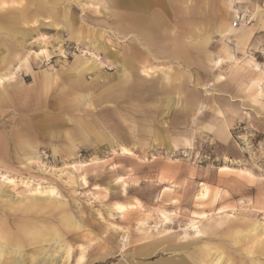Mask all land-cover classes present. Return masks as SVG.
I'll use <instances>...</instances> for the list:
<instances>
[{
	"label": "rangeland",
	"instance_id": "374dc122",
	"mask_svg": "<svg viewBox=\"0 0 264 264\" xmlns=\"http://www.w3.org/2000/svg\"><path fill=\"white\" fill-rule=\"evenodd\" d=\"M22 7L15 48H0V245L16 251L0 264H264V0H22L0 14ZM152 14L156 31L134 29Z\"/></svg>",
	"mask_w": 264,
	"mask_h": 264
},
{
	"label": "crops",
	"instance_id": "0c3cea01",
	"mask_svg": "<svg viewBox=\"0 0 264 264\" xmlns=\"http://www.w3.org/2000/svg\"><path fill=\"white\" fill-rule=\"evenodd\" d=\"M21 1L22 0H0V12L2 10L3 11L8 10V7H10V5H16V6L19 5V6H21ZM165 1H166V3H169V4L171 3L172 4L174 2L177 3V2H182V1H185V0H165ZM40 3L41 4L38 5L37 8H35L34 14H32L33 18L36 17L39 12L42 13V10H44V8H46L45 4H43L41 1H40ZM51 3H52V7L49 8V12H48L49 15L54 14L53 12H54V9H55L54 2H51ZM25 7H22L20 10L19 9H15L16 10V15L14 17H11V18L5 16V14H0V48L4 47L6 52H9V51H11L12 49L15 48L14 43L11 44L10 42H8V44H7L8 38H11L12 35L17 34L20 31V29L17 28L15 25H13V23L15 21L19 22V23H21V22L23 23L24 21L27 20V18L23 15V13H24V11L26 9ZM108 9L112 10V9H115V8L108 7ZM119 9H124V10H127V11H134V12L135 11H140L141 13H145L148 10V7H144L142 9L141 8L139 9L137 7L136 8H131V7H123L122 8L121 7ZM46 12H47V9H46ZM111 14L114 15V12H111ZM136 17L137 16H135L134 18H136ZM155 17H157L155 14L154 15L152 14L150 16V18H147V19H145L144 16L143 17L139 16V18L136 19V20H139V21H135L137 26H134V29H139V28H141V27H139V25H142L147 30L150 29L152 31H156V29H157V27L159 25L158 17H157V21L155 23L156 26L152 25V22H151L152 18H155ZM118 18H119V20H124V21H126L127 19H130L129 14H122ZM243 31H244V33L242 35H240V37H241L240 45L245 46L249 42V40H250V38H251V36L253 34V30H252V27H246V28H243ZM240 32L241 31H239L238 33H240ZM226 33L227 32H225V33H223L221 35L224 36V35H226ZM229 33H230V31H229ZM14 38L16 40L18 39L17 36H15ZM11 42H13V41H11ZM135 50H136V53L139 54L137 49H135ZM227 54H228V58L227 59L228 60L232 59V54L229 53V52ZM173 56L178 58V59H181L184 62L186 61L185 52H184V50H183V48L181 47L180 44L175 45V48L173 50ZM135 58H137V56ZM3 60H4V57L0 58V62H2ZM218 61L220 63L217 64ZM123 62L124 63H123L122 69H124V68L125 69H129L130 63L128 61H123ZM222 62H223V59L215 60L214 61L215 67H219ZM255 68L259 69L258 66H255ZM2 70H4V67L0 65V71H2ZM93 70H95V68L93 66H87V67L82 68L78 73L79 74H83L86 71H93ZM140 70H141V72L144 73L143 76H148L149 75L148 70H145L144 68H143V70L142 69H140ZM139 76H142V74L139 75ZM2 83H3V80L0 77V85H2ZM262 84H264V83H262ZM258 86H259L258 90L261 91L262 89H261L259 84H258ZM217 135L227 138L226 133H224V131L217 130ZM31 150H32V148H29V150H28V155H30V157H28V159H32L34 157V155H36ZM164 217L165 216L163 215V219H164ZM166 219H167V217H166ZM167 220H165V221H167ZM180 264H195V263L194 262H188V261H182V263H180Z\"/></svg>",
	"mask_w": 264,
	"mask_h": 264
},
{
	"label": "clouds",
	"instance_id": "9594fccd",
	"mask_svg": "<svg viewBox=\"0 0 264 264\" xmlns=\"http://www.w3.org/2000/svg\"><path fill=\"white\" fill-rule=\"evenodd\" d=\"M229 76H230V73H222L219 75V79L217 81V83H219L220 81L225 82V83L220 84L221 90L224 91L225 93L230 91V89L228 88V85H227V80H228ZM50 104L52 106H54L55 102L50 101ZM216 116L219 117V120L217 121V123L222 126V122L225 120L227 113H222V112L217 111ZM114 124H115V122H114ZM69 125H71V123L69 121H67V123L64 125V127L67 128ZM116 127L118 130L120 129V125H118V124L116 125ZM46 132H47V129L45 127H38L36 129V139L42 145H46L48 143ZM66 134H70L71 138L74 139V137L78 133L73 132L71 129H69L68 131H66L64 133V139H65ZM85 135H96L97 137H99L101 135V133L97 132L95 129H90L89 132L85 133ZM83 147H84L83 154L88 155L90 153L91 149L87 146H83ZM101 147H103V146H101ZM46 151H47V149H46Z\"/></svg>",
	"mask_w": 264,
	"mask_h": 264
},
{
	"label": "bare ground",
	"instance_id": "6f19581e",
	"mask_svg": "<svg viewBox=\"0 0 264 264\" xmlns=\"http://www.w3.org/2000/svg\"><path fill=\"white\" fill-rule=\"evenodd\" d=\"M156 21H157V17H155V18H152V25H154V26H156ZM9 24V23H8ZM218 63H220L219 61L217 62V64ZM121 148V147H120ZM124 149V148H123ZM126 150V149H125ZM124 150V151H125ZM123 151V150H122ZM122 151H119V152H122ZM123 153V152H122ZM3 179H4V177H3ZM5 181H7V179H5ZM9 181V180H8ZM7 181V182H8ZM25 187H26V185H25ZM33 192V191H32ZM55 192V191H54ZM37 193H39V194H41V191L38 189L37 190ZM44 194H49V195H52V193H53V191L52 190H49V191H44L43 192ZM33 194V193H32ZM207 195V190L206 189H204V192L202 193V194H200V198H205V196ZM225 215V214H224ZM205 217V216H204ZM165 219H166V217H164ZM200 219V218H199ZM205 219V218H204ZM204 221V220H203ZM201 222V221H200ZM191 226L193 227V229H197V227L195 226V223L194 222H192L191 223ZM196 233L199 235L201 232L197 229L196 230ZM62 249L64 250V252H65V259L69 262V260H70V258H71V248L70 247H65V248H63L62 247ZM12 252H15L16 253V251H10V248L8 247V245H7V243H5L4 241H3V245L1 246L0 245V258H2L3 256H6V255H9V254H11ZM55 262V261H54ZM83 262V256H79V258L76 260V262H75V264H81ZM219 261L217 260L216 262H215V264H219L218 263ZM212 263V262H211ZM15 264H24V262H23V260H22V258L21 257H18L16 260H15Z\"/></svg>",
	"mask_w": 264,
	"mask_h": 264
},
{
	"label": "built area",
	"instance_id": "2783aa9c",
	"mask_svg": "<svg viewBox=\"0 0 264 264\" xmlns=\"http://www.w3.org/2000/svg\"><path fill=\"white\" fill-rule=\"evenodd\" d=\"M245 17H239L238 15L236 16L234 22L232 23V28L235 29L238 26L241 25V22L244 20Z\"/></svg>",
	"mask_w": 264,
	"mask_h": 264
},
{
	"label": "snow or ice",
	"instance_id": "6c2138e0",
	"mask_svg": "<svg viewBox=\"0 0 264 264\" xmlns=\"http://www.w3.org/2000/svg\"><path fill=\"white\" fill-rule=\"evenodd\" d=\"M41 55H43V53H41ZM127 155H131V153H126ZM227 171V169L226 168H221V172L223 173V172H226ZM117 209L119 210V211H123V208H120V206L119 205H117Z\"/></svg>",
	"mask_w": 264,
	"mask_h": 264
}]
</instances>
